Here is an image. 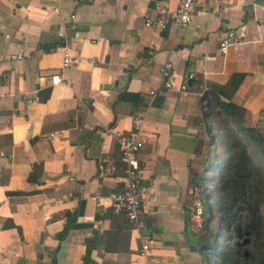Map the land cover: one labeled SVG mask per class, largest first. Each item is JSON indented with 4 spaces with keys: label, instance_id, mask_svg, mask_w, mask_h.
I'll return each mask as SVG.
<instances>
[{
    "label": "crops",
    "instance_id": "0c3cea01",
    "mask_svg": "<svg viewBox=\"0 0 264 264\" xmlns=\"http://www.w3.org/2000/svg\"><path fill=\"white\" fill-rule=\"evenodd\" d=\"M178 1L0 0V264H81L86 253L91 264H144L146 230L151 264H208L190 221V175L216 148L206 92L264 133V0H198L182 28L143 25ZM64 52L73 62L62 69ZM135 116L140 230L108 199L123 175L115 134Z\"/></svg>",
    "mask_w": 264,
    "mask_h": 264
},
{
    "label": "trees",
    "instance_id": "16d2710c",
    "mask_svg": "<svg viewBox=\"0 0 264 264\" xmlns=\"http://www.w3.org/2000/svg\"><path fill=\"white\" fill-rule=\"evenodd\" d=\"M206 93L214 97L206 130L216 148L211 176L190 175L209 206V218L194 232L198 250L208 264H264V133L243 123L242 108L221 103L217 91ZM81 264H91L88 253Z\"/></svg>",
    "mask_w": 264,
    "mask_h": 264
},
{
    "label": "built area",
    "instance_id": "2783aa9c",
    "mask_svg": "<svg viewBox=\"0 0 264 264\" xmlns=\"http://www.w3.org/2000/svg\"><path fill=\"white\" fill-rule=\"evenodd\" d=\"M198 0H179L173 9H168L163 4H160L156 13L151 16L147 15L144 18L143 25L146 28L163 31L168 28H182L186 26L193 16ZM234 32L232 29L227 30L218 43V50L222 53L232 43ZM72 58L66 53H63L61 68H66L72 64ZM171 63L165 62L159 69L160 78L162 80V88H169L168 81ZM193 78L192 74H187L186 80ZM186 88V81L180 86L181 90ZM153 94L154 91H149ZM143 118L135 116L132 118L131 128L126 132L115 134V140L118 146L120 163L123 175L121 179V187L117 191L110 192L108 199L112 209L116 212H121L131 224L132 228L140 230L146 227L145 220L142 216L143 199L140 190V171L141 167L137 159V154L144 144L142 125ZM191 196V214L190 221L193 229L197 231L201 227L202 222V192L201 188L193 185L190 190ZM155 243L154 238L149 235H142L139 249L137 251L138 258H142L144 264H151L155 261L151 253V248Z\"/></svg>",
    "mask_w": 264,
    "mask_h": 264
},
{
    "label": "rangeland",
    "instance_id": "374dc122",
    "mask_svg": "<svg viewBox=\"0 0 264 264\" xmlns=\"http://www.w3.org/2000/svg\"><path fill=\"white\" fill-rule=\"evenodd\" d=\"M212 151L213 152V148L211 147ZM211 160H208L207 163H205L204 165V170L206 171L205 173V177H209L211 176ZM202 209H203V214H202V217L206 220L209 218V213H208V203L207 201L205 200V198L202 199ZM209 235H210V238H211V241H213L212 239V236L214 235V222H211L209 224Z\"/></svg>",
    "mask_w": 264,
    "mask_h": 264
},
{
    "label": "water",
    "instance_id": "95a60500",
    "mask_svg": "<svg viewBox=\"0 0 264 264\" xmlns=\"http://www.w3.org/2000/svg\"><path fill=\"white\" fill-rule=\"evenodd\" d=\"M208 213H209V206H208ZM147 232H145V233H142L143 235H148L149 234V232H148V230H146Z\"/></svg>",
    "mask_w": 264,
    "mask_h": 264
}]
</instances>
